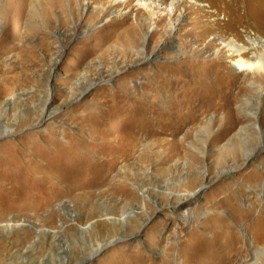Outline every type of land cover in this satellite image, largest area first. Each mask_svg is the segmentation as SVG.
Segmentation results:
<instances>
[{"label": "rangeland", "instance_id": "374dc122", "mask_svg": "<svg viewBox=\"0 0 264 264\" xmlns=\"http://www.w3.org/2000/svg\"><path fill=\"white\" fill-rule=\"evenodd\" d=\"M57 1L0 0V264H263L264 72L226 44L264 53V0Z\"/></svg>", "mask_w": 264, "mask_h": 264}, {"label": "bare ground", "instance_id": "6f19581e", "mask_svg": "<svg viewBox=\"0 0 264 264\" xmlns=\"http://www.w3.org/2000/svg\"><path fill=\"white\" fill-rule=\"evenodd\" d=\"M61 1V0H60ZM59 0L57 1V2H60ZM95 0H93V2H94ZM102 1V0H101ZM100 0L98 1V2H101ZM115 1H117V0H115ZM140 1V3L142 4V5H144V6H149V4H150V2H148V1H146V0H139ZM176 1L177 0H174L173 2L174 3H176ZM53 2V1H52ZM193 2V1H192ZM72 3V2H71ZM156 3V2H155ZM55 4H58V3H56L55 2ZM60 4V3H59ZM21 7V6H20ZM172 10H173V8H172ZM178 21V20H177ZM176 21V22H177ZM227 46H229V49L232 51L231 52V56H233V54H235V55H237L239 58H237L238 60H237V68H239L240 70H243V69H246V68H256L258 71H263L264 72V53L262 52V53H260V52H256L255 53V56H256V60H254L253 62H251L250 60H248V59H245L244 58V53L246 52V51H248L249 50V47H247V46H245L244 44H240V43H238L235 39H233V40H231V41H228L227 42V44H226ZM93 84V83H92ZM252 85H254V84H257L255 81L254 82H252L251 83ZM90 86V85H89ZM260 86V88H262L263 86L262 85H259ZM158 94V93H157ZM156 95V94H155ZM157 96H155V98H156ZM161 97V96H160ZM162 99V98H161ZM172 101V100H171ZM248 101V100H247ZM158 104V103H157ZM156 105V104H155ZM169 106V105H168ZM167 106V107H168ZM158 107V106H157ZM191 111V110H190ZM256 111H254V112H249V115L250 116H252V117H257V115H256V113H255ZM183 115V114H182ZM236 116V115H235ZM237 118H239V117H237ZM236 120V119H235ZM258 120V119H257ZM227 121V120H226ZM226 121H224L225 123H226ZM224 122H222V123H220V125L221 124H224ZM238 123V122H237ZM177 125V124H176ZM255 125V124H254ZM256 126L259 128V129H261L260 128V125H259V123H256ZM255 127V126H254ZM211 129V128H210ZM262 130V129H261ZM211 131V130H210ZM261 132H263V130L261 131ZM210 133V132H209ZM240 133V132H239ZM210 136V135H209ZM208 137V136H207ZM259 138L261 139V143H264V136H263V134L262 135H260L259 136ZM212 140H213V138H212ZM217 140V139H216ZM220 140V139H219ZM179 141V140H178ZM233 141H236L235 140V137H233L232 136V138H231V140H229V142L228 143H231L230 145L232 146V144H233ZM180 142V141H179ZM218 142V141H217ZM214 144H215V142H213ZM133 145V144H132ZM213 145V144H212ZM128 148V147H127ZM206 148V147H205ZM256 149H257V147H253L252 149H248V150H246L245 151V157L247 158V159H252L254 156H253V154L256 152ZM122 151V150H121ZM232 154H233V156L235 157L236 155L237 156H239V153L237 152V153H233V151H232ZM241 155V154H240ZM232 156V155H231ZM234 159V158H233ZM233 169H235V168H233ZM201 191V186L198 188V190H188L187 192H179L180 194H179V196H178V200H180L181 201V199H182V197H181V194H183L184 193V197H189V198H194V197H196V196H198V193ZM4 226H8V225H11V223H6V224H3ZM13 225V224H12ZM263 233V232H262ZM259 234V233H258ZM258 236V235H257ZM264 236V235H263ZM263 236H262V238H263ZM259 237V236H258ZM256 240V237L254 236V238H253V240ZM259 239V238H258ZM264 239V238H263ZM241 240V239H240ZM254 240V241H255ZM258 241V240H257ZM261 241V240H260ZM243 242V241H242ZM263 243V242H262ZM251 244V247L253 248V249H255V242H253L252 241V243H250ZM260 244V243H259ZM102 247V246H101ZM101 247L99 248V251H100V249H101ZM252 248H251V250H252ZM257 249V251H258V253L260 254V256H263L264 257V245H262V246H258V248H256ZM259 257V256H258ZM257 257V258H258ZM261 258V257H260ZM92 259H93V257H90V259H89V261H91V263L93 262L92 261ZM227 260V259H226ZM258 262H262V260L261 259H258ZM263 264H264V262H263Z\"/></svg>", "mask_w": 264, "mask_h": 264}]
</instances>
